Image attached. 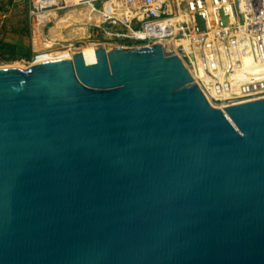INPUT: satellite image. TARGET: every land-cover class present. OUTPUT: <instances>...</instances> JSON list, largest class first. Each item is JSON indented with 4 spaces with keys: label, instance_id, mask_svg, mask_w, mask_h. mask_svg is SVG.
Returning a JSON list of instances; mask_svg holds the SVG:
<instances>
[{
    "label": "water",
    "instance_id": "obj_1",
    "mask_svg": "<svg viewBox=\"0 0 264 264\" xmlns=\"http://www.w3.org/2000/svg\"><path fill=\"white\" fill-rule=\"evenodd\" d=\"M93 47L0 66V264H264V97Z\"/></svg>",
    "mask_w": 264,
    "mask_h": 264
},
{
    "label": "built area",
    "instance_id": "obj_2",
    "mask_svg": "<svg viewBox=\"0 0 264 264\" xmlns=\"http://www.w3.org/2000/svg\"><path fill=\"white\" fill-rule=\"evenodd\" d=\"M32 3L29 12L32 27L51 22L54 28L51 40L43 34L50 43L48 48L62 42L64 37L58 34L63 27L80 22L83 26L78 30L85 34V27H98L117 43L115 46L160 43L164 51L181 59L210 103V100L227 101L224 106L214 105L220 109L264 97V0H32ZM61 16L69 17V23L56 25L57 17ZM79 48L70 42L62 50H39L31 62L49 53L69 57Z\"/></svg>",
    "mask_w": 264,
    "mask_h": 264
},
{
    "label": "rangeland",
    "instance_id": "obj_3",
    "mask_svg": "<svg viewBox=\"0 0 264 264\" xmlns=\"http://www.w3.org/2000/svg\"><path fill=\"white\" fill-rule=\"evenodd\" d=\"M32 7V0H0V66L13 65L25 68L29 65L37 51L62 50L70 42L74 46L80 47L92 42L106 49L117 44L112 39H109L100 28L95 26L85 27L84 34L82 29L78 30L83 26L82 23L78 22L74 26L71 23V25L63 27L61 33L58 34L60 37H64L62 42L48 48L47 46L50 43L44 39L43 34H47L51 40L54 28L51 22H44L41 26L37 25L33 28L29 18V12ZM61 20L62 18H57L56 25L65 24L64 22L66 21ZM77 35L79 38H77ZM84 48L94 50L92 45H87L79 50ZM64 55L66 54H44L37 61L64 57Z\"/></svg>",
    "mask_w": 264,
    "mask_h": 264
},
{
    "label": "bare ground",
    "instance_id": "obj_4",
    "mask_svg": "<svg viewBox=\"0 0 264 264\" xmlns=\"http://www.w3.org/2000/svg\"><path fill=\"white\" fill-rule=\"evenodd\" d=\"M57 18H62V20L61 21H66V23H69V17H65V16H61V17H57ZM87 45H92V47L93 46H97V44L96 43H92V42H90V43H87V44H84L83 46H81L79 49H81V48H83V47H85V46H87ZM79 52H81V55H82V57H83V59H84V61L86 62V63H88V64H90V63H94L95 61H96V55H95V51L94 50H92L91 48H84V49H82V50H78ZM70 55V54H69ZM64 57H67V55H64ZM59 58V57H58ZM67 58H71V56H69V57H67ZM48 59H54V58H48ZM211 101V103L213 104V105H216V106H224V105H226V103H227V101L226 100H221V101H218V102H215V101H213V100H210ZM213 101V102H212ZM218 104V105H217Z\"/></svg>",
    "mask_w": 264,
    "mask_h": 264
}]
</instances>
